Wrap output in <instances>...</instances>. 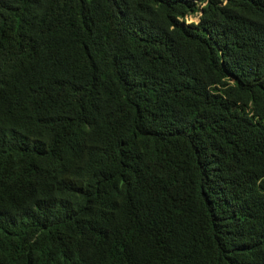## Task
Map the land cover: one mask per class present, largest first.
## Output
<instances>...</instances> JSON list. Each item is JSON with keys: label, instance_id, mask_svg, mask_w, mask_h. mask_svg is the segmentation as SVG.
Segmentation results:
<instances>
[{"label": "trees", "instance_id": "16d2710c", "mask_svg": "<svg viewBox=\"0 0 264 264\" xmlns=\"http://www.w3.org/2000/svg\"><path fill=\"white\" fill-rule=\"evenodd\" d=\"M0 264H264V0H0Z\"/></svg>", "mask_w": 264, "mask_h": 264}, {"label": "rangeland", "instance_id": "374dc122", "mask_svg": "<svg viewBox=\"0 0 264 264\" xmlns=\"http://www.w3.org/2000/svg\"><path fill=\"white\" fill-rule=\"evenodd\" d=\"M196 20H197V16H196V15H191V16H187V17H185L184 22H185V23H188V22H190V21L195 22Z\"/></svg>", "mask_w": 264, "mask_h": 264}]
</instances>
